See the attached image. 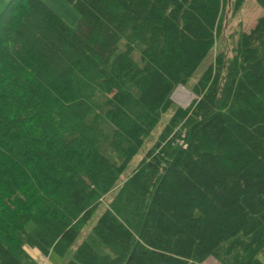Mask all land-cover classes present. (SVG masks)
<instances>
[{
    "label": "trees",
    "instance_id": "obj_1",
    "mask_svg": "<svg viewBox=\"0 0 264 264\" xmlns=\"http://www.w3.org/2000/svg\"><path fill=\"white\" fill-rule=\"evenodd\" d=\"M68 1L0 10V264L65 256L171 109L68 264H264V17L183 108L230 0Z\"/></svg>",
    "mask_w": 264,
    "mask_h": 264
},
{
    "label": "rangeland",
    "instance_id": "obj_2",
    "mask_svg": "<svg viewBox=\"0 0 264 264\" xmlns=\"http://www.w3.org/2000/svg\"><path fill=\"white\" fill-rule=\"evenodd\" d=\"M49 4L69 25L74 26L80 17L79 11L76 7L70 3L68 0H44ZM7 1H5L6 4ZM234 0H230L228 4L227 10L223 15L222 19V31L220 35L216 38L215 46L209 56L203 61V63L196 70L193 78L190 80L187 86H183L186 90L191 93V98L188 104L182 105L181 102L177 101L175 98V93L181 87L178 86L172 94V99L175 103V106H181L186 108L191 104V102L195 99V94L191 90V86L197 82V80L201 77L206 67L214 62L216 55L221 51H227L228 55L232 54V51L235 47L236 41L241 32H249L257 23L258 19L264 17V7H262L258 0H246L245 3L237 10L233 9ZM172 114V109L169 110L151 132L149 137L145 140L143 145L140 147L138 152L129 162L126 170L113 187V189L108 192L101 203L98 205L93 217L82 227L80 234L78 235L75 242L70 247L68 253L65 256H60L55 252H51L49 255L44 254L38 248L26 245V249L33 258V260L37 264H68V262L74 258V253L77 247L81 244L87 234L91 231L92 226L98 219L99 215L103 212V210L108 206L112 198L118 192L119 187L122 183L128 178L130 174L134 171L138 163L145 156L148 149L153 146L155 141L157 140L160 132L163 127L168 122L170 116ZM26 227L31 230L34 227L33 222H29ZM261 260L264 262V255H260ZM211 260L215 261L216 258L212 256Z\"/></svg>",
    "mask_w": 264,
    "mask_h": 264
},
{
    "label": "bare ground",
    "instance_id": "obj_3",
    "mask_svg": "<svg viewBox=\"0 0 264 264\" xmlns=\"http://www.w3.org/2000/svg\"><path fill=\"white\" fill-rule=\"evenodd\" d=\"M181 86V87H180ZM177 92L174 94L177 101L181 102L182 105H186L189 103L191 98V93L183 88V85H180Z\"/></svg>",
    "mask_w": 264,
    "mask_h": 264
},
{
    "label": "crops",
    "instance_id": "obj_4",
    "mask_svg": "<svg viewBox=\"0 0 264 264\" xmlns=\"http://www.w3.org/2000/svg\"><path fill=\"white\" fill-rule=\"evenodd\" d=\"M5 1L7 0H0V10L2 9V7L5 5ZM212 256L209 257L207 260H205L203 263L201 264H220L217 259L215 261L211 260Z\"/></svg>",
    "mask_w": 264,
    "mask_h": 264
},
{
    "label": "built area",
    "instance_id": "obj_5",
    "mask_svg": "<svg viewBox=\"0 0 264 264\" xmlns=\"http://www.w3.org/2000/svg\"><path fill=\"white\" fill-rule=\"evenodd\" d=\"M183 141L182 140H180V143H182Z\"/></svg>",
    "mask_w": 264,
    "mask_h": 264
}]
</instances>
